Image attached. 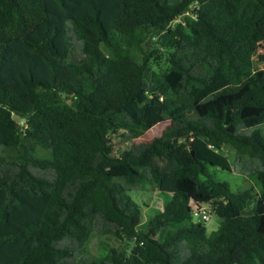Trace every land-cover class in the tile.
<instances>
[{
    "label": "trees",
    "instance_id": "16d2710c",
    "mask_svg": "<svg viewBox=\"0 0 264 264\" xmlns=\"http://www.w3.org/2000/svg\"><path fill=\"white\" fill-rule=\"evenodd\" d=\"M262 43L264 0H0V264H264ZM145 183L173 194L147 225Z\"/></svg>",
    "mask_w": 264,
    "mask_h": 264
},
{
    "label": "rangeland",
    "instance_id": "374dc122",
    "mask_svg": "<svg viewBox=\"0 0 264 264\" xmlns=\"http://www.w3.org/2000/svg\"><path fill=\"white\" fill-rule=\"evenodd\" d=\"M183 19L184 16H181L175 22L183 21ZM255 64L258 67H264V43L259 46L255 54ZM166 125L167 123H159L146 131L142 136L130 140L128 138L129 133L125 129H119L118 131L109 133L107 137L108 142L114 147L115 150L119 149L121 146H123L125 149H129L131 147L134 148L160 134L166 128ZM231 156L232 154H230V157ZM213 171L215 172V178L229 182L232 185L233 190L251 188L255 193L258 191L256 182L246 176L238 167L232 171L223 170L220 168H213ZM130 194L133 199L137 201L143 208V223L145 225L148 224V221L151 217L162 212L165 209L166 204L173 197L171 192L160 191L158 188L148 183H145L144 187L141 189L130 191ZM255 201L256 197L248 201L247 207L244 210L245 214L253 213ZM207 208H209V211H211V206L209 204H207ZM221 220V217L216 213L210 212V217L205 220L207 232L210 233L211 231L215 230L219 226ZM114 244H116L114 240L107 236L101 235L97 231H94L87 243V250L94 255L102 257L107 255L109 249ZM133 246V244L128 246V251H130Z\"/></svg>",
    "mask_w": 264,
    "mask_h": 264
},
{
    "label": "built area",
    "instance_id": "2783aa9c",
    "mask_svg": "<svg viewBox=\"0 0 264 264\" xmlns=\"http://www.w3.org/2000/svg\"><path fill=\"white\" fill-rule=\"evenodd\" d=\"M193 215L197 219L207 220L210 217L206 204L193 205Z\"/></svg>",
    "mask_w": 264,
    "mask_h": 264
},
{
    "label": "water",
    "instance_id": "95a60500",
    "mask_svg": "<svg viewBox=\"0 0 264 264\" xmlns=\"http://www.w3.org/2000/svg\"><path fill=\"white\" fill-rule=\"evenodd\" d=\"M14 118L16 120H19V116L17 114H14ZM230 121V109L227 111V117H226V120H225V124H228Z\"/></svg>",
    "mask_w": 264,
    "mask_h": 264
}]
</instances>
